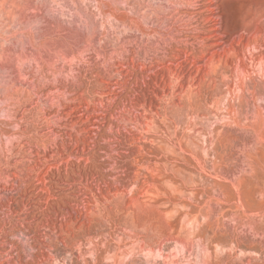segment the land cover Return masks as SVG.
Listing matches in <instances>:
<instances>
[{
  "label": "rangeland",
  "instance_id": "1",
  "mask_svg": "<svg viewBox=\"0 0 264 264\" xmlns=\"http://www.w3.org/2000/svg\"><path fill=\"white\" fill-rule=\"evenodd\" d=\"M0 264H264V0H0Z\"/></svg>",
  "mask_w": 264,
  "mask_h": 264
}]
</instances>
